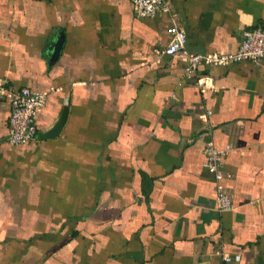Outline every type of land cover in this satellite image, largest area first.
Instances as JSON below:
<instances>
[{"label": "crops", "instance_id": "1", "mask_svg": "<svg viewBox=\"0 0 264 264\" xmlns=\"http://www.w3.org/2000/svg\"><path fill=\"white\" fill-rule=\"evenodd\" d=\"M170 1L139 18L130 0H0V79L50 92L39 134L66 115L11 146L0 100V264H264V60L187 74L164 53L173 22L189 52L235 53L264 0Z\"/></svg>", "mask_w": 264, "mask_h": 264}, {"label": "built area", "instance_id": "2", "mask_svg": "<svg viewBox=\"0 0 264 264\" xmlns=\"http://www.w3.org/2000/svg\"><path fill=\"white\" fill-rule=\"evenodd\" d=\"M133 13L139 18H152L160 13L173 16V5L170 0H130ZM168 31L170 42L164 53L180 55L186 63V73L193 74L199 67L225 66L239 61L261 63L264 60V26L247 29L235 53L205 52L192 53L186 49L187 34L179 24L173 22ZM56 90L51 87L50 91ZM49 91H37L29 87H16L7 79H0V100H8L11 105L8 142L18 146L39 138L37 117L47 104ZM227 149H219L213 140H209L205 148V167L213 175L217 189V208L220 212L234 208L233 193L223 184L228 177L224 169ZM226 261L239 260V255H225Z\"/></svg>", "mask_w": 264, "mask_h": 264}, {"label": "water", "instance_id": "3", "mask_svg": "<svg viewBox=\"0 0 264 264\" xmlns=\"http://www.w3.org/2000/svg\"><path fill=\"white\" fill-rule=\"evenodd\" d=\"M63 42H64V36L62 35L61 37H59L57 39V41L54 43L53 45V51L51 52V59H55L59 56L61 50H62V46H63ZM65 114H63V116L53 125V127H51L50 129L43 131L39 134L40 139H46V138H52L54 136H56L64 122H65ZM6 138H0V142L5 140Z\"/></svg>", "mask_w": 264, "mask_h": 264}]
</instances>
